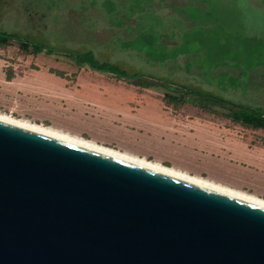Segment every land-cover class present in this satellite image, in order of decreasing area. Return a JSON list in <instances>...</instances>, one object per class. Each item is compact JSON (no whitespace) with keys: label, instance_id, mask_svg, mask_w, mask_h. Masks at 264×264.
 I'll return each mask as SVG.
<instances>
[{"label":"rangeland","instance_id":"1","mask_svg":"<svg viewBox=\"0 0 264 264\" xmlns=\"http://www.w3.org/2000/svg\"><path fill=\"white\" fill-rule=\"evenodd\" d=\"M0 30L59 50L35 55L15 40L0 47L1 115L264 199L263 129L216 107L167 102V93H180L78 67L65 55L91 50L129 72L264 110V0H0Z\"/></svg>","mask_w":264,"mask_h":264},{"label":"water","instance_id":"2","mask_svg":"<svg viewBox=\"0 0 264 264\" xmlns=\"http://www.w3.org/2000/svg\"><path fill=\"white\" fill-rule=\"evenodd\" d=\"M0 264H264V205L0 120Z\"/></svg>","mask_w":264,"mask_h":264},{"label":"trees","instance_id":"3","mask_svg":"<svg viewBox=\"0 0 264 264\" xmlns=\"http://www.w3.org/2000/svg\"><path fill=\"white\" fill-rule=\"evenodd\" d=\"M11 40L19 42V48L22 51L31 54L36 55L45 53L47 55H51L59 52L56 47L42 41L26 39L21 37L18 33L0 30V47L9 45ZM141 50L143 49L141 48ZM65 55L69 57L78 67L87 66L91 70L97 72L113 74L116 77L123 78L130 81L132 84L143 88H164L171 91L176 90L180 93L179 96L167 93V102L180 104L184 101L207 108L216 107L224 112L225 117L234 122L240 123L244 127L264 130V110L260 107L243 104L197 86L173 84L165 78L148 74L143 71L129 72L116 63L105 60L100 61L91 50H65ZM145 55H147V53ZM159 59L164 61L166 57ZM244 75L246 80L247 75Z\"/></svg>","mask_w":264,"mask_h":264},{"label":"bare ground","instance_id":"4","mask_svg":"<svg viewBox=\"0 0 264 264\" xmlns=\"http://www.w3.org/2000/svg\"><path fill=\"white\" fill-rule=\"evenodd\" d=\"M0 120L14 124V125H17V126H20V127H23V128H26V129H29V130H33V131L42 133L45 135H49V136H52V137H55V138H58L61 140H65V141H68V142H71V143H74L77 145H81V146H84V147H87V148H90L93 150H97V151H100V152H103V153H106L109 155H113V156H116V157H119V158H122L125 160H129V161H132V162H135V163H138V164H141V165H144V166H147V167H150V168H153V169H156V170H159V171L180 177L182 179H185V180H188V181H191V182L203 185V186H207L210 188H214L217 190H221V191L233 194L235 196L253 201L255 203L264 205L263 199L257 198L255 196L247 194L245 192L234 190L228 186H224L222 184H218V183H215L213 181H210V180L198 177V176L189 175L186 172H183V171H180V170H177L174 168L165 167V166H163L159 163H156V162L147 161L145 159L130 155L126 152L122 153V152H119L117 150L98 145L92 141L82 139V138H79L77 136L68 134L67 132L64 133L62 131L56 130V128L53 129L52 127H47V126H43L40 124L31 123V122L25 121V120L14 119V118H11L8 116H3L1 114H0Z\"/></svg>","mask_w":264,"mask_h":264},{"label":"crops","instance_id":"5","mask_svg":"<svg viewBox=\"0 0 264 264\" xmlns=\"http://www.w3.org/2000/svg\"><path fill=\"white\" fill-rule=\"evenodd\" d=\"M155 162H158V161H155ZM158 163H160V162H158ZM161 164V163H160ZM162 165V164H161ZM164 166V165H163ZM166 167V166H165ZM219 184V183H218ZM231 188V187H230ZM232 189H234V190H238V191H241V189H238V188H232ZM242 192V191H241ZM246 193V192H245ZM247 194H249V193H247ZM250 195H253V196H255V197H257V198H260V197H258L256 194H250ZM260 199H263V198H260ZM264 200V199H263Z\"/></svg>","mask_w":264,"mask_h":264}]
</instances>
